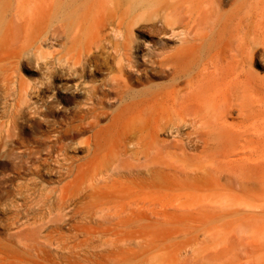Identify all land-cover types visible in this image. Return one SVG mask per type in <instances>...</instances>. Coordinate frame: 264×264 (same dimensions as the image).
<instances>
[{
    "label": "bare ground",
    "instance_id": "6f19581e",
    "mask_svg": "<svg viewBox=\"0 0 264 264\" xmlns=\"http://www.w3.org/2000/svg\"><path fill=\"white\" fill-rule=\"evenodd\" d=\"M248 1L41 0L38 15L32 19L36 24L41 21V28L32 32L30 48L18 51L10 37L12 29L17 30L13 28L17 14L0 12V87L7 99V106H1L6 119L0 122V149L12 152L16 145L18 151L23 148L20 156L25 162L16 170L15 178L26 174L33 177H24L16 184L17 195L24 199L32 196L38 209H47L49 215L67 209L71 216L76 214L80 205L67 198L70 188L66 184L55 187L47 183L33 193L36 179L51 172L47 164L52 162L57 165L58 176L69 177V182L87 174L88 180L96 183L84 188L83 207L101 210L127 200L130 207L138 208L139 194L108 185L112 179L104 177L109 170L88 174L96 156L89 140L101 133L119 138L123 151L115 170L131 174L135 168L120 161L128 152L125 145H139L147 138L154 153L160 132L179 135L187 126L192 130L214 123L223 134L228 116L245 117L252 86L248 78L254 77L249 73L246 78L245 73L257 63L260 51L264 63V10L255 15ZM15 4L18 9L23 0H15ZM226 6L228 28L219 24ZM29 22L18 24L25 35L32 27ZM143 22L150 23L145 32L155 40L153 52L139 59L137 41L143 32L138 36L132 33ZM19 67L38 73L39 78L21 80L17 77ZM103 67L104 76L99 77ZM69 100L73 105L68 107L65 103ZM35 116L44 130L31 140H23L21 134L34 128L30 121ZM84 135H88L85 147L89 159L63 163L62 152ZM157 151L161 155V150ZM149 172L154 173V167ZM39 183L43 186L44 182ZM9 208L15 212L5 222L15 226L21 221V231L0 235V264L24 262L29 255L27 204L12 201Z\"/></svg>",
    "mask_w": 264,
    "mask_h": 264
},
{
    "label": "rangeland",
    "instance_id": "374dc122",
    "mask_svg": "<svg viewBox=\"0 0 264 264\" xmlns=\"http://www.w3.org/2000/svg\"><path fill=\"white\" fill-rule=\"evenodd\" d=\"M40 1L23 0L18 9L15 0L0 2L1 14H17V24L13 25L17 30L12 29L10 34L14 50L29 49L32 32L41 28V21L36 24L32 20L38 15ZM248 2L255 15L264 10V0ZM226 8L229 6L224 7L221 14L227 15ZM225 15L219 24L228 28L230 23ZM23 21L32 24L27 35L23 29L19 30L22 25L18 24ZM149 24L141 23V28L132 33L133 36L144 33L137 41L139 59L153 52L151 44L155 39L145 32ZM262 52L257 55L261 57ZM259 56L256 62L260 65L254 63L245 73L246 78L250 74L254 76L248 78L252 86L246 115L243 118H236L235 114L228 116L222 126L223 134L217 127L219 124H204L192 130L187 126L179 135L160 132L154 153L149 150L147 138L139 145H125L128 152L120 161L135 168L131 174L115 170L119 167L116 159L123 151L119 138L101 133L89 140L96 156L88 174L93 170H109L103 176L112 179L108 180V185H112V189L119 185L139 194L141 204L138 208L130 207L127 200L102 207L103 210L90 205L83 207L80 201L84 188L96 183H91L87 174L69 182V177L58 176L57 165L50 162L47 167L51 172H44L37 179L34 177L38 184L33 193L47 183L55 187L66 184L70 188L67 198L75 200L80 209L72 216L68 209L62 214L49 215L47 209H38L32 196L31 200L24 199L16 193L18 182L24 177L33 178L27 174L15 178L16 170L25 162V157L20 156L23 148L18 151L19 145H16L12 152L0 149V235L21 231V221L15 226L5 222L15 212L14 208H9L12 201L25 202L30 212L26 230L29 255L24 262L16 264H264V63ZM214 70L210 68L209 71ZM104 71V67L101 68L99 77L104 76ZM17 77L27 81L37 80L39 75L19 67ZM2 90L0 87V122L6 119L1 106H7ZM260 99L263 100L260 102ZM65 105L73 104L69 100ZM61 114L56 113V116ZM55 118L50 119L51 127H54ZM30 123L34 128L21 134L23 140L35 138L45 128L42 124L38 126L36 116ZM87 136L69 144L62 152L63 163L89 159L85 147ZM230 138L233 140L229 141ZM170 140L173 142L169 143ZM165 142L169 144L164 145ZM157 150H161V155ZM150 156L154 158L153 163L156 160L154 164L149 161L153 159ZM152 167L154 173L149 172ZM40 181L44 182L43 186H39Z\"/></svg>",
    "mask_w": 264,
    "mask_h": 264
}]
</instances>
